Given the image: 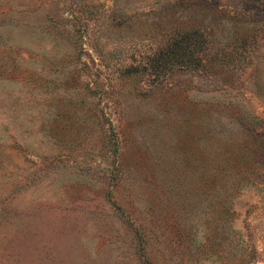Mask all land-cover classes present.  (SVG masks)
Returning <instances> with one entry per match:
<instances>
[{"label": "rangeland", "instance_id": "obj_1", "mask_svg": "<svg viewBox=\"0 0 264 264\" xmlns=\"http://www.w3.org/2000/svg\"><path fill=\"white\" fill-rule=\"evenodd\" d=\"M0 264H264V0H0Z\"/></svg>", "mask_w": 264, "mask_h": 264}]
</instances>
